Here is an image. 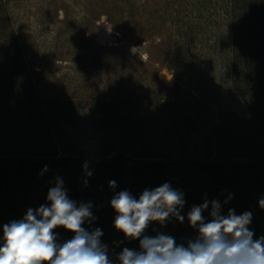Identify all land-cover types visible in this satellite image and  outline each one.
Segmentation results:
<instances>
[{
  "label": "rangeland",
  "instance_id": "374dc122",
  "mask_svg": "<svg viewBox=\"0 0 264 264\" xmlns=\"http://www.w3.org/2000/svg\"><path fill=\"white\" fill-rule=\"evenodd\" d=\"M193 5L194 0L12 2L10 29L27 67L13 101L20 111L38 113L27 117L41 136L34 145L44 141L59 154L107 156L132 143L133 128L148 133V118L161 101L178 108L180 100L195 99L188 107L195 106L201 119L214 114L213 107L248 115L251 106L262 105L264 90L254 91L232 73L233 58L244 47L236 49L229 37L230 15L217 13L213 4V12L200 17ZM133 46L138 55L131 53ZM142 117L147 120L140 126ZM157 134H151L154 143Z\"/></svg>",
  "mask_w": 264,
  "mask_h": 264
},
{
  "label": "trees",
  "instance_id": "16d2710c",
  "mask_svg": "<svg viewBox=\"0 0 264 264\" xmlns=\"http://www.w3.org/2000/svg\"><path fill=\"white\" fill-rule=\"evenodd\" d=\"M14 1L18 0H0V247L4 243L3 225L22 219L29 208L50 206L47 194L55 186L56 177L62 178L68 197L77 205L92 203L94 219L83 227L102 230L101 242L108 246L113 264H120L117 257L123 248H140L139 239H127L114 227L117 213L111 199L123 190L138 199L145 189L166 182L184 194L181 215L185 220L180 223L172 218L163 226L151 222L144 235H170L178 245L187 246V241L198 235L190 227L187 213L207 199L221 203L222 215L229 209L237 215L250 211L253 218L248 227L254 232L253 239L264 236V209L259 207V200L264 198V103L251 106L248 115L213 107L214 114L201 119L199 112L192 110L195 106L188 107L196 104L195 99L180 100L178 108L174 102L161 101L148 118L152 124L149 134L133 128L129 134L132 143L126 142L107 156H82L67 150L59 154L41 140L35 146L34 139L41 136L27 117L38 113L20 111L13 101L27 73L24 51L10 29L9 8ZM213 4L216 12L222 9L230 15L229 37L235 40L236 49L241 44L244 47V54L237 53L233 58L236 80L243 79L256 92L263 91L264 0H194L193 8L202 17L209 10L213 12ZM193 30L191 24L190 36ZM179 84L174 89L177 95L182 88ZM146 120L139 119V125ZM152 132L158 133L155 143ZM86 161L93 172L91 177L83 171ZM45 166L47 171L41 174ZM112 180L116 181L115 189L109 187ZM210 210L211 205L203 213L206 221L211 219ZM54 233L58 244L74 236L63 227H57Z\"/></svg>",
  "mask_w": 264,
  "mask_h": 264
},
{
  "label": "clouds",
  "instance_id": "9594fccd",
  "mask_svg": "<svg viewBox=\"0 0 264 264\" xmlns=\"http://www.w3.org/2000/svg\"><path fill=\"white\" fill-rule=\"evenodd\" d=\"M138 50L133 46L131 53L138 55ZM44 171L47 166L41 174ZM83 171L86 177L93 175L87 161ZM83 183L87 186L88 180ZM109 187L115 189L116 181H109ZM231 199L229 196L228 200ZM47 201L50 206L29 208L22 219L3 225L0 264H113L108 246L101 242L102 230L89 231L83 227L94 219L91 202L77 205L68 197L60 177L49 189ZM185 203L184 194L167 182L145 189L138 199L128 190L115 194L110 201L117 213L114 227L127 239H139L140 248V251L123 248L117 257L120 264H264V236L254 240V232L248 227L253 214L245 211L237 215L234 209H229L222 215L221 203L216 200L205 199L188 211L189 225L198 235L189 239L187 246L178 245L170 235H144L151 222L163 226L175 218L183 223L185 216L181 210ZM209 205L211 219L206 221L203 213ZM259 207L264 209V198L259 200ZM57 227L73 232V238L58 244L54 233Z\"/></svg>",
  "mask_w": 264,
  "mask_h": 264
}]
</instances>
